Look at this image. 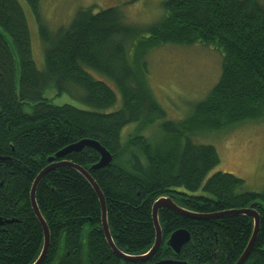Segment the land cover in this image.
I'll return each instance as SVG.
<instances>
[{"label": "trees", "instance_id": "16d2710c", "mask_svg": "<svg viewBox=\"0 0 264 264\" xmlns=\"http://www.w3.org/2000/svg\"><path fill=\"white\" fill-rule=\"evenodd\" d=\"M41 8V0H0V264L37 259L43 233L30 188L49 157L82 139L103 146L110 164L91 169L100 155L88 146L55 161L89 172L103 194L117 249L138 256L152 247L151 208L160 196L172 195L200 214L259 202L258 234L243 264H264V188L244 189L243 179L226 172L208 176L220 158L213 145L199 142L264 120V0H165L162 17L146 29L126 22L118 7L95 12L88 6L51 31ZM33 35L42 43V69L33 58ZM163 45H201L220 57L217 80L181 121L166 118L149 84L146 57ZM47 91L75 96L89 109L56 104ZM117 93L120 107L110 110ZM129 124L137 126L123 139ZM155 124L148 136L141 132ZM35 199L50 236L41 264H235L253 229L246 215L200 220L162 208L161 245L147 261L129 262L107 244L98 197L79 172L49 171ZM178 229L190 239L175 253L165 242Z\"/></svg>", "mask_w": 264, "mask_h": 264}, {"label": "rangeland", "instance_id": "374dc122", "mask_svg": "<svg viewBox=\"0 0 264 264\" xmlns=\"http://www.w3.org/2000/svg\"><path fill=\"white\" fill-rule=\"evenodd\" d=\"M165 0H41V15L44 24L54 31L66 26L79 8L92 6L96 12L109 7H118L126 22L146 29L163 15L162 3ZM69 21L68 23H66ZM35 33L37 25L33 20ZM60 25V26H59ZM33 26V29H34ZM32 29V27H31ZM32 29V33H34ZM38 37V36H37ZM36 37V38H37ZM32 39L33 58L37 68L43 67L41 41ZM38 41V42H37ZM38 43V44H37ZM42 47V46H41ZM41 53V54H40ZM146 61L149 68V84L166 112V118L174 121L185 119L195 102L202 99L219 76L220 57L210 48L194 45L180 47L163 45L151 51ZM95 78L110 84L107 78L91 73ZM207 92H204L205 89ZM47 91L46 96L56 104H71L89 109L77 97L62 94L53 96ZM75 95V94H74ZM120 107V97L114 110ZM137 124H129L123 129L122 138L133 132ZM157 124L144 127L141 131L148 136L156 130ZM200 143L213 145L219 155L220 163L210 171L226 172L244 180V189L260 192L264 188V120L248 122L236 128L219 133L208 134Z\"/></svg>", "mask_w": 264, "mask_h": 264}, {"label": "water", "instance_id": "95a60500", "mask_svg": "<svg viewBox=\"0 0 264 264\" xmlns=\"http://www.w3.org/2000/svg\"><path fill=\"white\" fill-rule=\"evenodd\" d=\"M85 146L94 148L100 155L99 161L96 164H94L91 167V169L102 168V167H105V166L110 164L112 157H111L110 153L103 146H101L97 141L90 140V139H82L76 143H73L71 145L64 147L63 149L56 152L54 156L49 157L48 158V162H49L48 165L45 168H43L37 174V176L35 177V179L32 183V186H31L30 192H29L30 205H31V208L33 210V213L35 214V216L37 218L38 223L40 224V226L42 228V233H43L42 248H41V251H40L37 259L33 262V264H41L43 262L44 258L47 255V252L49 249V244H50V236H49L48 227H47V225H46V223H45L43 217L41 216L39 209L37 207V203H36V199H35L36 188H37L38 183L45 176L46 173H48L49 171H51L53 169L59 168V167H68V168L76 170L88 181L90 186L93 188L94 192L96 193V195L98 197L100 207H101V227H102L106 242L109 245V247L111 248L112 252L118 258H120L124 261H129V262L147 261L157 251V249L159 248V246L161 245V242H162L161 228H160V224L158 221V210L162 209V208H168L177 214L183 215V216L188 217V218L200 219V220L201 219L207 220V219L221 218V217H225V216H243V215H246L248 217H251L253 219V229H252L251 237L247 243L245 250L243 251L242 255L239 257V259L236 261L235 264H243L244 263V261L246 260L251 248L254 245V242L256 240L258 230H259V224H260L259 214L255 210V208L262 205L259 202H253L250 206H248L246 208H242V209L225 210V211H222L219 213H213V214H200V213H196V212L187 210V209L177 205L175 203V201L173 200V198L171 197L172 195L171 196H160L154 201L152 208H151V210H152V212H151L152 221H153V226H154V230H155V239H154V243H153L152 247L145 254L138 255V256L127 255V254L123 253L122 251H120L119 249H117L116 246L114 245L113 240H112L110 233H109V228H108V223H107L106 204H105L103 194H102L101 190L99 189L98 185L96 184V182L93 180V178L89 174V172L87 170H85L84 168H82L81 166L74 164V163H71V162L66 161V160L55 161L56 159L63 158L64 156H66L67 154H69L71 152L79 151ZM0 224H2V223L0 222ZM189 239H190V234L187 230L178 229V230L174 231L169 236L168 240L166 241V245L169 246L175 253H179L182 246L186 242H188ZM152 264H185V263L177 262V261L163 260V261H159V262L152 263Z\"/></svg>", "mask_w": 264, "mask_h": 264}, {"label": "flooded vegetation", "instance_id": "af4514ba", "mask_svg": "<svg viewBox=\"0 0 264 264\" xmlns=\"http://www.w3.org/2000/svg\"><path fill=\"white\" fill-rule=\"evenodd\" d=\"M167 240H168V239H167ZM167 240H166V241H167ZM165 243H166V242H165ZM168 247H169V246H168ZM163 260H166V261L169 260V261H177V262H181V261H178V260H176V259H163ZM163 260H161V261H163Z\"/></svg>", "mask_w": 264, "mask_h": 264}, {"label": "bare ground", "instance_id": "6f19581e", "mask_svg": "<svg viewBox=\"0 0 264 264\" xmlns=\"http://www.w3.org/2000/svg\"><path fill=\"white\" fill-rule=\"evenodd\" d=\"M162 232V231H161Z\"/></svg>", "mask_w": 264, "mask_h": 264}]
</instances>
